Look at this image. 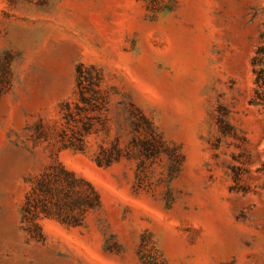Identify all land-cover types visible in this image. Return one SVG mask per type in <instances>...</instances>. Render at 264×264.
I'll list each match as a JSON object with an SVG mask.
<instances>
[{
	"label": "rangeland",
	"instance_id": "rangeland-1",
	"mask_svg": "<svg viewBox=\"0 0 264 264\" xmlns=\"http://www.w3.org/2000/svg\"><path fill=\"white\" fill-rule=\"evenodd\" d=\"M262 32L264 0H0V264H264ZM80 63L107 94L83 151L60 135ZM55 158L101 205L34 239L21 207Z\"/></svg>",
	"mask_w": 264,
	"mask_h": 264
},
{
	"label": "trees",
	"instance_id": "trees-1",
	"mask_svg": "<svg viewBox=\"0 0 264 264\" xmlns=\"http://www.w3.org/2000/svg\"><path fill=\"white\" fill-rule=\"evenodd\" d=\"M260 36L263 42L257 46L251 57L254 87L249 104L264 110V32ZM8 65L5 67L6 70ZM76 72L78 102L75 106L69 101L62 104L66 126L60 135L62 148L83 151L86 136L91 133L95 121L102 117L106 109L107 94L102 86L104 78L99 67L80 63ZM9 82L8 75L5 79L1 78L0 87ZM142 116L154 130L148 117L145 114ZM219 119L220 123L234 129L226 113L220 114ZM118 158L119 155L107 156L102 152L96 156V162L100 166H108ZM261 169L264 171V165ZM100 205L101 197L95 184L55 158L52 164L31 181V187L21 207V225L32 238L43 239L44 232L41 224L43 219H52L63 225L76 227L82 225L87 215L98 209Z\"/></svg>",
	"mask_w": 264,
	"mask_h": 264
}]
</instances>
